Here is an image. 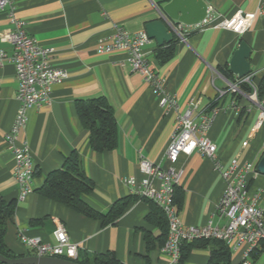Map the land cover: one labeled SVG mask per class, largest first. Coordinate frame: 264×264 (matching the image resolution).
Returning a JSON list of instances; mask_svg holds the SVG:
<instances>
[{
  "label": "crops",
  "instance_id": "1",
  "mask_svg": "<svg viewBox=\"0 0 264 264\" xmlns=\"http://www.w3.org/2000/svg\"><path fill=\"white\" fill-rule=\"evenodd\" d=\"M162 0H9L0 11V51L12 55L4 39L14 26L10 14L25 22L29 36L54 50L52 63L67 71V79L53 87L51 101L28 111L27 126L18 135V145L27 144L35 167L33 193L19 200L15 181V160L5 141L14 124L19 103L15 67H0V195L16 201L14 219L9 223L5 243L16 254L26 248L19 232L54 242L53 218L62 222L70 241L79 245V255L111 252L122 264H160L161 229L147 218L152 202L131 195L125 180L141 178V156L167 168L165 159L179 115L192 103L193 118L217 110L207 137L217 146L223 170L234 160L240 165H257L264 155V121L258 125L260 110L248 99L231 91L238 80L228 78L221 69L229 63L242 42L251 48L249 63L253 84L264 93V1L212 0L214 17L230 18L237 11L255 13L252 27L243 35L208 26L204 30L186 29V42L178 39L171 25L166 27L175 42V56L166 64L156 57L155 40L145 48L152 68L166 80L168 92L177 96L179 111L164 112L142 76L133 72L125 53L98 55L97 43L111 37L117 28L130 33L144 31L159 19ZM167 45V44H166ZM105 97L114 109L118 126L117 146L112 151L91 149L90 133L77 116L76 103ZM244 143H248L244 147ZM77 153L92 190L83 200L107 216L117 201L131 199L125 213L115 222L89 219L38 194L48 175L63 169L72 153ZM176 167L184 171L179 187L182 200L179 216L186 225L203 226L210 220L224 225L217 206L226 183L215 163L195 152L181 155ZM251 192L264 191V175L248 174ZM154 204V203H153ZM155 205V204H154ZM156 206V205H155ZM264 209V203L261 204ZM40 223H34L36 221ZM232 264H242L243 248L231 250ZM210 247L195 249L184 264H208ZM253 264H264V252L252 256Z\"/></svg>",
  "mask_w": 264,
  "mask_h": 264
},
{
  "label": "built area",
  "instance_id": "2",
  "mask_svg": "<svg viewBox=\"0 0 264 264\" xmlns=\"http://www.w3.org/2000/svg\"><path fill=\"white\" fill-rule=\"evenodd\" d=\"M9 5V0H0V11ZM213 12L214 9L209 6L205 19L200 23L193 26L178 23L172 24L171 27L182 42H186V29L204 30L208 26L243 35L252 27L257 16L255 13L239 10L230 18L217 19ZM10 20L14 28L4 39L12 46V55L7 56L6 52L0 51V67L5 62H10L15 67L19 84L16 96L19 107L5 141L15 160L13 175L20 189L19 200L23 201L33 193L35 167L28 145H18V135L27 126L28 111L48 104L53 87L62 84L68 73L52 63V48L40 46L28 35L24 21L16 18L14 14H10ZM151 41L145 30L130 33L123 28H117L111 37L98 41L96 53L127 54L132 71L142 76L164 112L179 111L177 96L168 92L166 80L154 71L145 53V48ZM252 77L250 74L238 79L235 84H231L230 89L248 99L260 110L258 125H261L264 121V97L259 99L258 89L253 84ZM243 84L249 85L252 92H243ZM194 106L192 103L187 112L177 118L165 155L169 166L165 168L141 156L138 164L141 178L130 177L125 183L129 186L132 196L154 203L167 219L168 236L159 251L160 264H181L183 245L200 240L222 241L231 250L243 248L242 264H253L252 256L264 252V209L261 207L264 203V191L251 192L247 176L250 173L257 176L258 172L252 165H240L237 160H234L228 169L223 170L218 162L217 146L207 137L217 110L212 109L210 113L202 115L200 121H196L192 116ZM247 144L244 143V147ZM195 152L214 162L226 183L225 192L217 206L219 217L225 220L224 225L214 224L212 220L203 226L186 225L179 216L175 193L181 185L184 171L176 167V164L181 155L191 156ZM53 223L54 242L30 237L23 231L19 232L20 242L32 255L76 261L79 257V245L70 241L62 222L53 218Z\"/></svg>",
  "mask_w": 264,
  "mask_h": 264
},
{
  "label": "trees",
  "instance_id": "3",
  "mask_svg": "<svg viewBox=\"0 0 264 264\" xmlns=\"http://www.w3.org/2000/svg\"><path fill=\"white\" fill-rule=\"evenodd\" d=\"M171 0H162L160 4H166ZM175 56V42H171L158 48L157 59L161 64H166ZM221 73L230 77L231 72L228 68L221 69ZM241 90L251 93L252 88L243 84ZM258 97H264L263 91L258 88ZM76 111L82 127L90 133V147L95 152L112 151L117 146L118 126L115 119L114 109L110 106L105 97H98L88 101H78ZM92 190V183L85 175L83 165L77 153H72L66 159L63 169L51 172L44 185L37 191L42 197L61 204L74 212L81 214L89 219L101 220L104 223L117 221L127 210L131 199L117 201L107 216L92 208L83 200V195ZM182 195L177 188L175 202L180 205ZM154 206V210L148 216V222H155L161 229L162 236L159 238L160 248L168 236V222L164 213ZM16 210V201H6L0 195V254L7 258H23L32 255L31 251L25 250L24 253L16 254L9 249L5 243L7 227L13 221ZM36 221V220H35ZM41 221L32 222L40 223ZM210 247L211 254L208 264H232V252L230 247L217 240H200L186 243L182 248L181 264H184L195 249ZM159 248V250H160ZM79 264H122L113 253L97 254L91 257H78L75 261ZM1 264V263H0Z\"/></svg>",
  "mask_w": 264,
  "mask_h": 264
},
{
  "label": "water",
  "instance_id": "4",
  "mask_svg": "<svg viewBox=\"0 0 264 264\" xmlns=\"http://www.w3.org/2000/svg\"><path fill=\"white\" fill-rule=\"evenodd\" d=\"M212 0H171L158 8L159 19L146 25L145 31L151 40H155L158 47L170 44L173 40L166 24H184L193 26L203 21L209 8L208 3ZM251 48L242 42L235 51L230 63L229 70L238 79L251 74L249 58ZM257 172L264 175V155L257 165ZM1 264H79L75 261L63 258L40 257L30 255L23 258H7L0 254Z\"/></svg>",
  "mask_w": 264,
  "mask_h": 264
}]
</instances>
